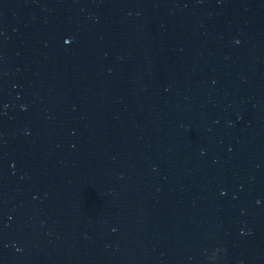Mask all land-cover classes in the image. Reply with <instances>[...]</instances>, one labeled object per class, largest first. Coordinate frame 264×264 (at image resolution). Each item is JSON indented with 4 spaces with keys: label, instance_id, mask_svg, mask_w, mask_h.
Returning a JSON list of instances; mask_svg holds the SVG:
<instances>
[{
    "label": "water",
    "instance_id": "95a60500",
    "mask_svg": "<svg viewBox=\"0 0 264 264\" xmlns=\"http://www.w3.org/2000/svg\"><path fill=\"white\" fill-rule=\"evenodd\" d=\"M0 264H264V0H0Z\"/></svg>",
    "mask_w": 264,
    "mask_h": 264
}]
</instances>
